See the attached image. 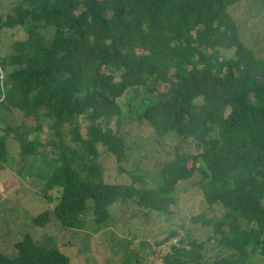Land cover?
<instances>
[{
  "label": "trees",
  "instance_id": "1",
  "mask_svg": "<svg viewBox=\"0 0 264 264\" xmlns=\"http://www.w3.org/2000/svg\"><path fill=\"white\" fill-rule=\"evenodd\" d=\"M234 2L14 0L12 11L0 14V36L7 29L25 32L10 54L0 56V118L18 112L34 121L1 128L0 165L8 162L10 133L19 156L44 158L45 170L56 163L42 194L47 199V190L56 188L58 201L33 218L35 225L54 216L61 228L82 230L92 218L98 231L116 201L171 215L176 185L196 174L205 202L223 212L191 216L211 235L198 241L187 234L165 244L162 262L264 259V57L241 40L229 12ZM130 90L140 95L121 103ZM123 106L134 112L129 119L146 121L159 140L174 134L197 146L191 152L175 145L154 186L136 170L128 172V184L104 178L99 147L117 162L125 155ZM44 123L46 141L39 136ZM45 147L47 152L39 150ZM175 235L171 229L164 239L169 243ZM209 242L217 252L213 259L206 255ZM14 246V256L0 251V264H72L70 256L29 233ZM118 264L139 263L130 255Z\"/></svg>",
  "mask_w": 264,
  "mask_h": 264
},
{
  "label": "rangeland",
  "instance_id": "2",
  "mask_svg": "<svg viewBox=\"0 0 264 264\" xmlns=\"http://www.w3.org/2000/svg\"><path fill=\"white\" fill-rule=\"evenodd\" d=\"M13 3L14 0H0V14L6 15L12 11ZM229 12L237 22L244 44L256 57H264V6L261 0H235L229 7ZM24 37L22 29L3 31L0 36V56L10 54L13 42ZM219 50L223 56L235 58L229 48ZM136 92L128 91L120 102L123 103L126 98L138 97L140 91ZM132 114L129 107L123 106V136L126 143L123 160L117 162V158L110 153L106 154L102 146L99 147L104 178L110 183L128 184V172L136 170L135 173L139 174L146 172L142 178L147 186H154L159 181L157 171L163 163L173 158L175 145L179 144L180 149L191 152L196 151L197 146L192 138L182 142L174 134L159 140L155 130L146 121L129 119ZM13 115L14 117L6 113L4 118H0V134L3 133L1 128L8 122L34 124L33 120H24L18 112ZM111 126L113 127V122ZM35 134L32 133V137ZM49 135L46 124L39 136L42 141H46ZM12 136L10 133L6 137L8 162L0 165V251L8 256L15 255V242L29 233L39 243L50 248L57 247L70 256L72 264H118L130 255L138 258L139 264H164L161 254L167 251L165 244L176 243L187 234L198 241L206 240L211 235L209 228L203 227L200 221L193 223L191 216L202 213L205 217H220L223 212L221 206L211 207L205 202L197 185L198 175L195 174L191 179L176 185V201L171 205V215L151 212L129 201H116L109 208L110 221L101 225L98 231L94 230L96 225H93L92 218L87 220L82 230L61 228L54 216L45 226L35 225L33 218L52 208L58 201L56 188L47 190L51 198L44 199L42 194L44 183L56 163H50L45 170L44 158L37 161L36 157L19 156V142ZM39 150L47 152L48 147ZM119 165L123 171L119 170ZM42 170L45 172L40 175ZM171 229H175L177 235L171 236L167 243L164 238ZM208 244L206 255L208 259H213L217 252L211 242ZM248 264H264V259L254 256Z\"/></svg>",
  "mask_w": 264,
  "mask_h": 264
}]
</instances>
